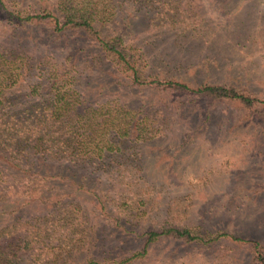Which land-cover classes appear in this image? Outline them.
Masks as SVG:
<instances>
[{
	"label": "rangeland",
	"instance_id": "374dc122",
	"mask_svg": "<svg viewBox=\"0 0 264 264\" xmlns=\"http://www.w3.org/2000/svg\"><path fill=\"white\" fill-rule=\"evenodd\" d=\"M62 2H81L107 19L101 34L135 48L143 76L170 72L196 84L243 86L263 115L231 101L129 86L93 46L20 27L34 14L63 17ZM72 33L82 41L65 35ZM79 48L85 51L74 62ZM25 69L26 87L38 74L78 71L73 82L88 96L81 105L90 107L88 117L41 109L48 132L74 126L93 135L87 151L62 163L90 177L108 214L77 185L44 181L53 190L40 195L0 169V203L10 208L0 211V264H252L253 245H264V0H0V84ZM4 96L7 106L12 95ZM112 124L125 132H109ZM8 129L0 126V134ZM169 228L197 238L163 236L131 259L148 232Z\"/></svg>",
	"mask_w": 264,
	"mask_h": 264
},
{
	"label": "trees",
	"instance_id": "16d2710c",
	"mask_svg": "<svg viewBox=\"0 0 264 264\" xmlns=\"http://www.w3.org/2000/svg\"><path fill=\"white\" fill-rule=\"evenodd\" d=\"M61 5L63 17L49 12H43L45 15L34 14L33 17L31 16L25 20L20 19V27L26 28L27 25H34L35 27L46 28L48 29V34L46 30V36L55 34L57 39H72L75 45H81L82 47H84V44H86L85 47L93 46L96 57L101 60L107 59L109 62L114 63L125 74L129 86L146 87L175 95H193L208 100L231 101L240 104L242 108L251 114L263 115L261 101L243 86L231 83L212 84L202 82L196 84L173 76L170 72L161 73L165 74H160L161 76L153 74L143 76L138 69L140 57L138 51L135 48H124L120 38L109 39V37L101 34L107 19L100 17L96 19L87 5L81 2L74 5H66L65 2H62ZM49 23H52L53 26L48 28ZM16 27L18 28V26ZM66 30L80 34L82 41L77 42V37L73 33L65 35ZM66 40L63 41L67 43ZM84 51L85 49L82 50V48L75 51L73 53V61H78L80 54L84 53ZM15 60L16 58L11 56L9 62L16 66ZM71 66L76 67L75 64ZM14 70L18 71L19 68L15 67ZM77 72H73L71 69L65 72L53 70L48 73L45 79L43 75L38 74L37 82L32 85L28 84V87H26L24 83H27V80H25V74L23 73L27 74L28 70L26 71L25 69L15 74L13 79L9 76L8 80H5L6 82L0 84L1 96L6 95L8 91L12 95V100L7 106L5 102L0 103V126L7 123L11 124V129H8L9 135L7 133L0 134V169H3L8 176L14 175V177L28 180L30 186L27 185L22 187V189L25 191L34 190L40 195L53 190L44 181L59 180L77 185L80 189L88 191L97 200L96 205L98 208L107 215L102 196H99L96 192L94 193L97 188L91 187L92 181L90 177L82 174L83 170L76 169L73 166H66L62 163L63 158L66 156L72 158L77 152L87 151L88 143L94 141L92 139L93 135L85 136L80 133L78 127L75 128L74 126H65L55 132H48L45 126L46 112L41 109V104H44L43 110L56 113L58 116L68 114L71 111L73 113L66 115L67 117L72 119L88 117L90 107L88 105L85 107L81 106L84 102L88 103V96L82 97L73 82L77 80ZM71 73H75V75ZM67 86H69L68 89L63 90ZM12 90L14 91L11 92ZM114 92L116 93L117 90L115 89ZM32 99L36 102L39 100L40 103H33ZM20 101H22L21 104H19ZM48 102L49 104L47 105ZM17 105L21 107L18 108ZM29 106H31V109ZM71 125H75V123H71ZM119 129L125 132L122 128L117 130L112 124L109 132L113 130L119 131ZM84 155L87 156L88 152ZM43 184L47 186L42 191ZM2 189L6 190V188ZM10 190H14V188H10ZM0 197V199L4 200L1 194ZM23 205H25V200L18 202L19 208ZM5 209L10 210V208L5 206V201H1L0 211L5 212ZM163 236H169L185 242H191L197 238L188 230L179 228L148 232L142 252L135 254L131 259L142 256L150 243L156 242ZM252 250V264H264V245L255 243ZM14 255L17 254L14 253ZM131 259L122 263H127ZM92 263L98 264L96 262Z\"/></svg>",
	"mask_w": 264,
	"mask_h": 264
}]
</instances>
